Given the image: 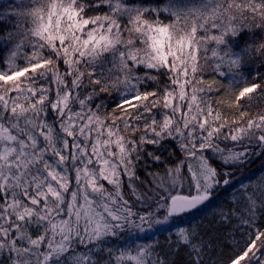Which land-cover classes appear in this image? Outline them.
I'll return each instance as SVG.
<instances>
[{
	"label": "snow or ice",
	"instance_id": "snow-or-ice-1",
	"mask_svg": "<svg viewBox=\"0 0 264 264\" xmlns=\"http://www.w3.org/2000/svg\"><path fill=\"white\" fill-rule=\"evenodd\" d=\"M262 68L264 0H0V264H264Z\"/></svg>",
	"mask_w": 264,
	"mask_h": 264
},
{
	"label": "trees",
	"instance_id": "trees-1",
	"mask_svg": "<svg viewBox=\"0 0 264 264\" xmlns=\"http://www.w3.org/2000/svg\"><path fill=\"white\" fill-rule=\"evenodd\" d=\"M261 71H264V68L260 69ZM251 82V77L248 78ZM242 86V85H241ZM255 95V94H252ZM252 103L255 105L253 108V114L260 111L262 107H264V100H253ZM226 112H228V109H225ZM234 111V109L232 110ZM258 169L253 167V171H256ZM228 199V194H222L220 199L216 202L217 205H219L221 202L226 201ZM213 209H202L199 212H196L195 215H189L185 217V220L183 223H180L177 221L179 226H187L188 222L191 221L193 224H200L203 227V230L207 231L208 237L212 238L214 241H216L217 244V251H214L210 253L212 255L213 259H219V252H223L222 259L226 260L231 254V244L228 242L219 239V237H222L224 235V230L221 228L219 231L216 230V226H214L211 221L214 219L212 215ZM261 223L264 224V219L261 220ZM175 231V230H173ZM169 233L165 232L163 235L159 237L160 242L163 244L164 239L166 236H168ZM237 238H239V235H237ZM183 257V253L180 254V257H177L178 260H180Z\"/></svg>",
	"mask_w": 264,
	"mask_h": 264
},
{
	"label": "rangeland",
	"instance_id": "rangeland-1",
	"mask_svg": "<svg viewBox=\"0 0 264 264\" xmlns=\"http://www.w3.org/2000/svg\"><path fill=\"white\" fill-rule=\"evenodd\" d=\"M262 109H264V107H262ZM253 167H255V168L259 167V161H257L255 164H253L252 169H253Z\"/></svg>",
	"mask_w": 264,
	"mask_h": 264
},
{
	"label": "water",
	"instance_id": "water-1",
	"mask_svg": "<svg viewBox=\"0 0 264 264\" xmlns=\"http://www.w3.org/2000/svg\"><path fill=\"white\" fill-rule=\"evenodd\" d=\"M189 215H191V214H189ZM189 215H187V216H189ZM187 216H185V217H187Z\"/></svg>",
	"mask_w": 264,
	"mask_h": 264
}]
</instances>
